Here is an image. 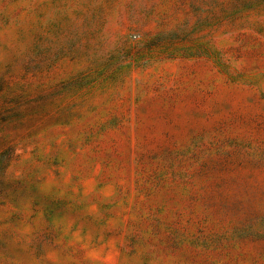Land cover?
Instances as JSON below:
<instances>
[{
  "label": "rangeland",
  "instance_id": "374dc122",
  "mask_svg": "<svg viewBox=\"0 0 264 264\" xmlns=\"http://www.w3.org/2000/svg\"><path fill=\"white\" fill-rule=\"evenodd\" d=\"M0 264H264V0H0Z\"/></svg>",
  "mask_w": 264,
  "mask_h": 264
}]
</instances>
